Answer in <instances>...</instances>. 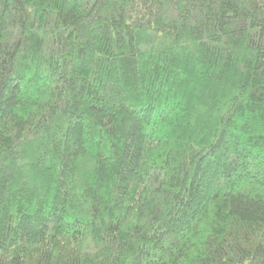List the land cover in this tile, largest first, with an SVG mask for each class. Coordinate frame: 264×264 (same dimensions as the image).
Returning <instances> with one entry per match:
<instances>
[{
	"label": "trees",
	"instance_id": "obj_1",
	"mask_svg": "<svg viewBox=\"0 0 264 264\" xmlns=\"http://www.w3.org/2000/svg\"><path fill=\"white\" fill-rule=\"evenodd\" d=\"M0 264H264V0H0Z\"/></svg>",
	"mask_w": 264,
	"mask_h": 264
}]
</instances>
